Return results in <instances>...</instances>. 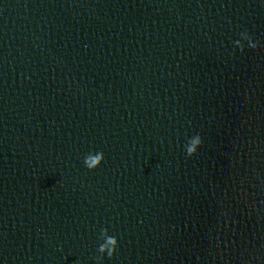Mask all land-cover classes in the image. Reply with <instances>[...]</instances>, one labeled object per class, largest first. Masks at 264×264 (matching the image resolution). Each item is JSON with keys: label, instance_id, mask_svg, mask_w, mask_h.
I'll use <instances>...</instances> for the list:
<instances>
[{"label": "clouds", "instance_id": "9594fccd", "mask_svg": "<svg viewBox=\"0 0 264 264\" xmlns=\"http://www.w3.org/2000/svg\"><path fill=\"white\" fill-rule=\"evenodd\" d=\"M241 39L236 40L235 46L239 48L241 51L244 50V43L242 41H247L248 47L252 49H256L258 44L254 42L252 37L247 32H242L240 34ZM202 144V138L200 135H195L191 137L187 144L185 145L186 155L191 157L197 153L199 146ZM104 153L102 151L95 153H88L83 160L85 167L89 170H94L98 168L102 161L104 160ZM103 243H100L97 251L101 254L97 257L98 260L103 259L104 254H106L109 258H111L118 248V240L115 236L109 235L107 228H102L100 230V237Z\"/></svg>", "mask_w": 264, "mask_h": 264}]
</instances>
